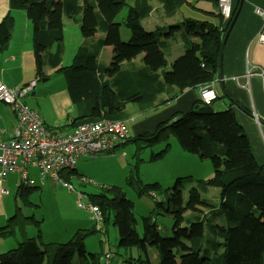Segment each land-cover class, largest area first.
Returning <instances> with one entry per match:
<instances>
[{"label":"trees","instance_id":"1","mask_svg":"<svg viewBox=\"0 0 264 264\" xmlns=\"http://www.w3.org/2000/svg\"><path fill=\"white\" fill-rule=\"evenodd\" d=\"M209 1L218 4V0ZM158 2L168 16L186 3L185 0ZM124 6L127 9L122 24L130 31L126 42L121 41V24L115 21ZM9 7L25 10L32 25L33 52L42 54L47 65L63 74L70 100L77 106L78 115L69 118L61 129L102 118L125 120L122 107L127 103H135L142 112L169 102L186 88L211 82L219 66L223 37L237 8L232 9L223 28L218 12L217 24L187 18L168 27L146 30L141 20L152 10L149 0H9ZM78 15L81 36L91 40L76 50L69 65L61 66L62 20L63 17L74 20ZM13 26L14 19L8 13L0 22V51L8 46ZM96 32L101 35L94 38ZM174 33L183 39L184 52L168 68L167 41ZM110 45L118 46L111 65L120 67L106 78L108 66L99 62L98 56L103 47ZM140 54L139 64L122 65ZM161 95L169 97L160 99ZM170 136L176 138L183 151L212 162L213 178L209 183L203 179L196 182L202 191L209 185L218 186V203L211 204L198 188H193L184 202L182 180L177 179L165 205L157 202L141 218L140 235L133 203L121 188L100 187V191L93 193L82 190L88 201L98 206L104 227L110 222L116 225L118 246L136 247L146 254L145 258L130 259L128 263L207 264L211 258L216 264H264V167L256 162L233 109L214 111L211 105L198 100L189 111L158 123L152 132L129 137L122 146L135 144L133 158L138 160L142 148L165 143L160 151L152 153L149 160L154 161L167 152ZM73 176L81 178L75 170L61 173L66 181ZM127 184L138 195L161 188L157 182L143 184L136 168L128 176ZM36 189L20 184L16 196L30 205L26 198ZM158 207L173 217L171 236H161L158 231L155 222ZM28 226L36 228L35 236H27ZM40 227L41 221L32 215H22L17 207L8 223L0 226V238L19 231L21 240L13 249L0 253V264H103L99 253H88L84 246L88 236L99 233L94 224L89 229H77L65 242H44ZM150 241L157 251V261L147 253Z\"/></svg>","mask_w":264,"mask_h":264},{"label":"crops","instance_id":"2","mask_svg":"<svg viewBox=\"0 0 264 264\" xmlns=\"http://www.w3.org/2000/svg\"><path fill=\"white\" fill-rule=\"evenodd\" d=\"M185 1L186 3H183L181 7L190 9L192 16L180 14L178 11L180 7L172 15L168 16L158 0H149L152 10L148 16L141 20L143 28L152 30L155 27H168L187 18L206 20L213 24L218 23V18L216 17L219 14L217 5L209 0ZM189 3L193 4L194 8L187 6ZM238 4L239 0H232L233 8H236ZM255 7L264 8V0H242L236 18L230 27L222 49L221 65L220 67L218 66L215 78L212 80L218 97L211 104V108L214 111L229 107L233 109L236 121L248 139L256 162L264 167V45L256 40L261 25V18L255 13ZM8 13L14 19V26L8 46L3 51H0V79L11 88L24 86L35 80L33 96H28L25 99L26 103L39 113L46 127L50 130L58 132L71 130L72 128L61 129L68 123L69 118H74L78 115L76 104H73L70 100L65 79L59 86L51 84L52 82L50 81L54 76L52 73L55 72V69L44 62L42 54L33 52L32 25L26 13L23 12V9L10 10L9 0H0V22ZM80 20L81 16L78 15L73 21L79 25ZM222 21L223 24L220 28L225 26L223 17ZM62 22L64 33V20ZM145 24H148V26L146 27ZM100 35L99 32H96L93 37ZM90 40L84 39L82 36H76L74 50L71 51L72 53L68 51V54L65 51L67 49L65 45L60 65H69L76 50L85 41ZM61 42L64 45V41L61 40ZM167 42H169V51L166 53L165 58L169 68L170 63L183 54L184 43L179 33H174ZM117 47V45L105 46L99 53L98 61L108 66V70L105 73L106 78H110L120 67L119 65H111V57L116 52ZM51 51H54V46ZM141 57L142 54L134 56L124 61L122 65L127 66L129 62L139 64ZM67 62L70 63L66 64ZM38 81L45 83V86H39ZM46 84L51 85L47 86ZM36 88L38 89L35 90ZM198 89L199 86L186 88L169 102L148 108L142 112L138 110L135 103L125 104L122 107L126 114L125 119H132L128 125L130 138L143 132H152L158 123L169 119L174 114L189 111L198 102ZM168 97L161 95L160 99ZM143 115H145L144 118L136 119ZM15 129L16 116L14 112L8 105L0 102V137L4 139L11 137ZM127 145L124 146L126 147ZM74 170L76 171L77 168L75 167ZM33 172L37 173L36 169H28V175L32 180L30 186L39 188L38 184L34 183L36 179ZM14 174L16 173L9 175L12 176ZM9 175L3 183V187L7 188V190V185H11L10 182L6 184L7 179H10ZM79 175L81 176L79 187L83 189V186L87 185L86 179L84 175ZM45 180H40L41 182L39 183H45ZM7 195L0 193V216L5 220L9 218L10 214V212L7 213V210H5L6 205L3 204V198ZM3 224L0 223V226H4ZM31 227L28 226L26 228V234L27 229ZM33 236L30 235L28 237ZM104 251L105 249H103Z\"/></svg>","mask_w":264,"mask_h":264},{"label":"rangeland","instance_id":"3","mask_svg":"<svg viewBox=\"0 0 264 264\" xmlns=\"http://www.w3.org/2000/svg\"><path fill=\"white\" fill-rule=\"evenodd\" d=\"M181 6L182 5L179 6L180 10H178L180 14L192 16L190 9ZM187 6L192 8L194 5L189 4ZM126 9L127 7L124 6L115 17V21L121 24L120 37L122 42H126L130 37L129 29L122 24L126 15ZM23 12L26 13L25 10H23ZM63 20L64 33L61 40L64 41L63 46L65 47L66 45L67 49L65 51L68 54V51L71 52L74 50L76 36H81V34L79 25L72 19L63 17ZM145 26L147 27L148 24H145ZM68 63L70 62L66 64ZM52 74H54V76L50 81L52 82L51 84L53 86H59L64 80L63 74L56 72ZM38 82L39 86L45 84L43 82L41 83V81ZM37 89L38 88L35 90ZM31 90L32 91L28 93L27 97L33 96L32 93L34 92V88ZM144 117L145 115L137 117L136 119L138 120ZM167 143L169 144L167 152L163 154V157L154 161L149 160L152 153L160 151L165 146V143H161L153 148H142L138 160H135L136 157L135 159L133 158L135 144H128L126 147L121 146L115 150L113 154L100 153L94 157L80 158L76 164V171L84 175L86 179L85 182L87 183V185L83 186V189H81L85 192L93 193L100 191V187L109 188L113 185L121 188L125 196L133 203V211L137 219L136 229L140 235L142 233L141 218L148 215L157 202L165 205L167 197L172 192L171 188L177 179L182 180L181 193L184 202L187 201L193 188H198L200 194L211 204H217L219 199L218 186L209 185L207 190L202 191L196 182L197 179H203L209 183L214 173L212 162L209 159H200L195 154L183 151L178 141L173 136H170ZM133 168L138 170L139 178L143 184L157 182L161 188L156 189L155 192L138 195V193L127 184V178ZM33 174L36 179L34 183H37L39 188L29 193L28 198H26V201L30 202V205L29 203L25 204L24 200H20L16 196L17 187L20 185L19 174L9 175L10 179L6 181V184L9 182L11 183V185H7L9 193L3 198V204L6 205L5 210H7V213L10 212L9 218L14 215L16 208L19 207L22 215H32L35 220L41 221L40 229L43 241L56 240L65 242L70 238L69 236L73 234V231H76L78 228L84 227L85 229H89L93 226L94 222H92L88 218V215L77 206V195L74 192L66 188H57L56 184L48 178L46 180L44 179L46 181H44L45 183L40 184L39 182L41 181L38 177V173L33 172ZM69 182L78 186H80L79 183H81L75 176H73ZM203 209L205 211V208L200 207V210ZM155 211V222L158 225L160 235L171 236L174 223L173 217L167 214L162 207L156 208ZM9 218L5 220L0 216V223L6 225ZM104 228L106 229L104 235L96 233L85 239L84 246L88 253H99L102 261L104 252L107 249H111L113 257L110 258L109 264H129L128 260L130 259L132 261H137L138 257L142 256V258H145L146 254L136 247L120 248L118 246V231L116 225L110 222ZM35 234L36 228H33V226L27 229L28 236H35ZM20 240L21 234L19 231H15V233L7 237L0 238V251L5 252L9 249H13ZM103 249H105L104 252ZM221 249L220 247L219 250L221 251ZM147 253L150 259L157 261V251L154 249L152 241L148 242ZM207 264L216 263L210 258Z\"/></svg>","mask_w":264,"mask_h":264},{"label":"built area","instance_id":"4","mask_svg":"<svg viewBox=\"0 0 264 264\" xmlns=\"http://www.w3.org/2000/svg\"><path fill=\"white\" fill-rule=\"evenodd\" d=\"M217 8L225 20L229 19L233 9L232 0H218ZM254 11L261 18L256 40L264 45V8L255 7ZM34 86L35 80L11 88L0 79V102L8 105L16 116L14 134L5 139L0 137V193L8 194L3 183L11 173L19 174L20 184L30 186L32 180L28 169L34 168L40 180L49 178L58 188L74 192L77 206L94 222L99 234L104 235L105 228L98 206L88 201L78 185L64 180L61 173L74 170L80 158L112 153L120 148L130 137L128 125L132 119L110 121L102 118L79 124L67 132L50 130L39 113L26 103L25 99ZM217 97L212 81L199 86L198 100L201 103L211 105ZM112 256V250L107 249L103 264H109Z\"/></svg>","mask_w":264,"mask_h":264},{"label":"water","instance_id":"5","mask_svg":"<svg viewBox=\"0 0 264 264\" xmlns=\"http://www.w3.org/2000/svg\"><path fill=\"white\" fill-rule=\"evenodd\" d=\"M241 4H242V0H239V4H238V6H237V8H236V10H235V13H234V15H233L232 22L230 23V25H229V27H228V29H227V31H226L224 37H223V40H222V49H223V46H224V43H225V40H226L227 34H228L229 30H230V27L232 26V24H233V22H234V19L236 18V15H237V13H238V11H239V9H240ZM221 60H222V50H221L220 57H219V67H220V65H221ZM219 73H220V70H219Z\"/></svg>","mask_w":264,"mask_h":264}]
</instances>
